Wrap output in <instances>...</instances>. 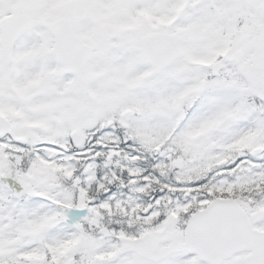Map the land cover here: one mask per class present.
Instances as JSON below:
<instances>
[{
    "label": "snow or ice",
    "instance_id": "obj_1",
    "mask_svg": "<svg viewBox=\"0 0 264 264\" xmlns=\"http://www.w3.org/2000/svg\"><path fill=\"white\" fill-rule=\"evenodd\" d=\"M0 264H264V0H0Z\"/></svg>",
    "mask_w": 264,
    "mask_h": 264
}]
</instances>
